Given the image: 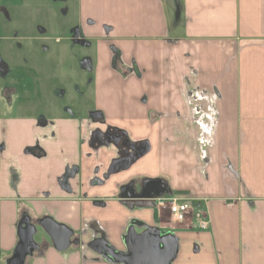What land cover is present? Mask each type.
<instances>
[{
  "label": "crops",
  "instance_id": "obj_1",
  "mask_svg": "<svg viewBox=\"0 0 264 264\" xmlns=\"http://www.w3.org/2000/svg\"><path fill=\"white\" fill-rule=\"evenodd\" d=\"M78 22L97 41L92 68L110 104L96 121L0 116V255L16 257L21 211L80 239L62 252L50 241L29 264H122L89 244L99 235L124 251L134 222L178 238L173 264H264V0H78ZM111 127L149 150L106 180ZM177 196L201 208L176 221L121 204Z\"/></svg>",
  "mask_w": 264,
  "mask_h": 264
},
{
  "label": "rangeland",
  "instance_id": "obj_2",
  "mask_svg": "<svg viewBox=\"0 0 264 264\" xmlns=\"http://www.w3.org/2000/svg\"><path fill=\"white\" fill-rule=\"evenodd\" d=\"M1 1L0 59L9 72L0 77V116L88 120L98 105L110 104L100 97L94 65L91 71L81 67L84 60L95 64L97 41L87 40L90 46L72 42L74 29L80 28L78 0ZM0 264H7L4 255Z\"/></svg>",
  "mask_w": 264,
  "mask_h": 264
},
{
  "label": "water",
  "instance_id": "obj_3",
  "mask_svg": "<svg viewBox=\"0 0 264 264\" xmlns=\"http://www.w3.org/2000/svg\"><path fill=\"white\" fill-rule=\"evenodd\" d=\"M80 36L81 34L79 28L74 29L72 37L73 44L90 46V43L86 42ZM81 67L91 71L92 63L90 60H84L81 62ZM101 144L111 145L103 143ZM116 145L117 144L114 143V146L118 150V152L116 151L118 155H123V157L116 159V161H127L125 163L126 167L113 170V164L110 165L106 175H104V179H108L111 175L125 170L128 166L132 165L139 158L144 156L149 150L148 148L140 156H137L134 155V152H132L130 148L124 150L118 148ZM127 155H133V157L129 158ZM65 189L69 191L70 187L67 185ZM121 204L125 205L131 210H134L135 208L156 207L154 200H144L139 198L123 200L121 201ZM39 223L43 229L42 234H46L50 238L54 248L60 252L66 251L72 245H78L80 243L79 239L72 241L74 232L68 226L58 223L51 217H44ZM136 229L134 224H131L128 233L124 238V246L126 248V256L124 258L119 259V253L114 250H106L102 252V257L107 261L122 264H173L179 249V240L174 234L170 233L161 236V232L154 227H145L144 231L140 233L137 232ZM37 232L38 229L33 224H26L25 226L20 225L17 228V235L20 242L16 250L17 255L11 260L10 264H25L27 255L35 250L36 247L38 248L35 240ZM92 243H95V241Z\"/></svg>",
  "mask_w": 264,
  "mask_h": 264
},
{
  "label": "flooded vegetation",
  "instance_id": "obj_4",
  "mask_svg": "<svg viewBox=\"0 0 264 264\" xmlns=\"http://www.w3.org/2000/svg\"><path fill=\"white\" fill-rule=\"evenodd\" d=\"M81 34V38L82 39H85L83 36H82V33H80ZM8 68H7V66H6V64L0 59V77H2V78H4L5 79V77L8 75ZM100 118H102L101 117V115H99V114H96V113H94V114H92L91 115V117H90V119L91 120H94V121H96V120H100ZM104 142H105V144H113V146H114V143H116L117 145V147L118 148H121V149H128V148H130L131 150H132V152H134V155H137V156H140L143 152H145L149 147H148V143H133V142H131L127 137H126V134H125V132L124 131H121V130H118V129H109L108 131H107V133H106V136H105V138H104ZM129 146V147H128ZM115 147V146H114ZM116 148V147H115ZM116 151L118 152V150H117V148H116ZM116 152V153H117ZM139 152V153H138ZM120 157H123V155H121V156H119L118 155V153L116 154V158L112 161V163L110 164V165H112L113 164V167H112V169L113 170H115V169H120V168H123V167H126L125 165V163L127 162V161H125V160H123V161H116V159H118V158H120ZM127 157H129V158H132L133 157V155H127ZM127 159V158H126ZM115 161V162H114ZM110 167V166H109ZM129 167V166H128ZM127 167V168H128ZM109 169V168H108ZM108 171V170H107ZM122 171H124V170H122ZM77 173H73L72 174V176L70 177V178H68V179H65V180H61L60 182L62 183V185L63 186H67L68 185V183H69V181L72 179V178H74V176L76 175ZM104 175H106V173L104 174ZM104 175H103V177H104ZM111 177V176H110ZM109 177V178H110ZM108 178V179H109ZM108 179H106V180H108ZM123 189H124V187H123ZM122 189V190H123ZM135 192H137L138 191V189H135L134 190ZM133 195V197H134V194H132ZM132 198V197H131ZM133 199H136V198H133ZM123 201V200H122ZM157 205V204H156ZM135 223L136 224H138L137 222H134L133 224H134V226H135ZM26 224H33V225H35L36 227H37V229L40 227V223L38 222V221H36V220H34V219H32V218H23V220H22V223H21V225H23V226H25ZM140 225H141V223H140ZM139 225V226H140ZM136 228H138V227H136L135 226V229ZM154 228H156L158 231H160L161 232V236H164V235H166V234H170V233H166V232H162L160 229H158L157 227H154ZM139 229V230H138ZM138 229H136V231L137 232H142V231H144V229H145V227H143L142 229L141 228H138ZM131 233V232H130ZM40 231L38 230V232H37V234H36V236H35V240H36V243H37V245H38V247L39 248H45L46 246H47V242H48V240L50 239L46 234H44V237H40ZM76 239H79V237H77V236H73L72 237V241L73 240H76ZM80 240V239H79ZM49 241H51V240H49ZM93 241H95V243H92ZM92 243V244H91ZM80 244V243H79ZM89 246L90 247H93V248H95L97 251H99L100 253H102V252H104V251H106V250H114V251H116L117 253H119V259H121V258H124L125 256H126V248H125V246H124V251H117V250H115L114 248H112L111 246H109V244L101 237V236H96V237H94L91 241H90V244H89ZM36 249H37V247H36Z\"/></svg>",
  "mask_w": 264,
  "mask_h": 264
},
{
  "label": "built area",
  "instance_id": "obj_5",
  "mask_svg": "<svg viewBox=\"0 0 264 264\" xmlns=\"http://www.w3.org/2000/svg\"><path fill=\"white\" fill-rule=\"evenodd\" d=\"M157 206L164 210L168 211L176 221L184 220L185 216L193 212L195 207L201 208L197 205V202L194 199L188 197H171V198H162L156 201ZM198 219V226L201 230L208 228V222L206 221L204 212L198 209L196 213Z\"/></svg>",
  "mask_w": 264,
  "mask_h": 264
},
{
  "label": "trees",
  "instance_id": "obj_6",
  "mask_svg": "<svg viewBox=\"0 0 264 264\" xmlns=\"http://www.w3.org/2000/svg\"><path fill=\"white\" fill-rule=\"evenodd\" d=\"M3 147V146H2ZM39 148L38 147H34V148H27L26 149V153L27 154H36L37 156H39V157H41V156H44V151H42V150H40L39 152L37 151ZM78 172V168L77 167H73V168H67V170H66V173L64 174V176L61 178V180H65V179H68V178H70L71 176H72V174L73 173H77ZM60 180V181H61ZM33 216H31L28 212L26 213V212H21L20 211V214H19V223H18V227L21 225V223L22 222H20V221H22L23 220V218H32ZM44 217H46V216H42V217H39V218H33L34 220H36V221H38V222H40ZM39 228H41V226L39 227ZM41 230H43L42 228H41ZM50 240V239H49ZM48 240V244H47V246L45 247V248H43V250H41V248H37V249H35V250H33L29 255H27V257H26V260H25V264H29V260H31V259H33L34 258V256H35V252H39L40 254H39V256L41 257V256H44L45 255V252H46V250L48 249V247L51 245L50 244V241ZM18 244H19V241H18ZM16 250H17V247L14 249V251H13V256H12V258L13 257H15L16 255H17V253H16Z\"/></svg>",
  "mask_w": 264,
  "mask_h": 264
}]
</instances>
